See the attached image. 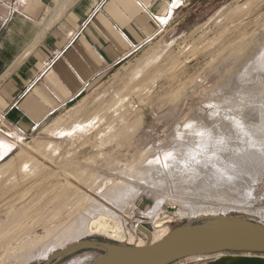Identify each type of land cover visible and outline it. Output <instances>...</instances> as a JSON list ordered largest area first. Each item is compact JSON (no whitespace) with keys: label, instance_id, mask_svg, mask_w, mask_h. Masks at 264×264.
I'll return each instance as SVG.
<instances>
[{"label":"rangeland","instance_id":"374dc122","mask_svg":"<svg viewBox=\"0 0 264 264\" xmlns=\"http://www.w3.org/2000/svg\"><path fill=\"white\" fill-rule=\"evenodd\" d=\"M75 1L53 0L52 21ZM263 43L264 0H189L157 37L40 131L23 138L0 128L17 146L0 162V263L43 264L55 250L82 240L121 243L87 231L97 213L91 203L122 226L133 208L161 209L176 218L173 228L216 215L264 224V72L252 66L258 54L244 64L246 58L236 64L229 55L241 45L260 53ZM9 158L13 165L5 167ZM142 158L157 166L150 178L124 172L142 166ZM113 181L131 184L135 193L113 203L104 195ZM220 189H229L230 197ZM79 215L85 216L80 237L28 260L34 240ZM102 252L84 248L55 264H87Z\"/></svg>","mask_w":264,"mask_h":264},{"label":"crops","instance_id":"0c3cea01","mask_svg":"<svg viewBox=\"0 0 264 264\" xmlns=\"http://www.w3.org/2000/svg\"><path fill=\"white\" fill-rule=\"evenodd\" d=\"M188 2L76 0L52 21L53 0H0V128L23 138L40 131ZM16 148L0 132V162Z\"/></svg>","mask_w":264,"mask_h":264},{"label":"water","instance_id":"95a60500","mask_svg":"<svg viewBox=\"0 0 264 264\" xmlns=\"http://www.w3.org/2000/svg\"><path fill=\"white\" fill-rule=\"evenodd\" d=\"M142 229L149 237L145 245L82 240L53 252L43 264H55L90 247H99L103 254L87 264H174L209 255L219 256L200 264H264V224L248 218L216 215L201 223L191 220L156 242H152L150 231Z\"/></svg>","mask_w":264,"mask_h":264},{"label":"bare ground","instance_id":"6f19581e","mask_svg":"<svg viewBox=\"0 0 264 264\" xmlns=\"http://www.w3.org/2000/svg\"><path fill=\"white\" fill-rule=\"evenodd\" d=\"M60 1H61V3H64L67 0H60ZM254 46L252 47V50L251 49L247 50V48H245L244 45H241L240 47L235 48L236 50H232L229 52V55H231L230 59L233 58L232 60H234V62L236 64H238L242 58H246L245 61L244 60L242 61V63L244 64L245 62H248L249 60H251L256 54H258V56H256L257 58L255 59V62H253V64H252V66H256V69L260 68L264 72V48L260 53H258L260 51L258 49L259 47H254ZM263 46H264V43H263ZM252 66H251V69H252ZM259 79H261V78H259ZM147 161H148V158L145 160H144V158H142V160L139 162V163H142V166H139V168H135V166H128L124 170V172L129 176H132L135 174L137 177L144 176L142 179H148L151 177L150 174L152 175L153 169L157 166L155 165L154 162H152L153 160L152 161L150 160L149 162H147ZM74 177L80 182H83V183L88 182L87 180H85L83 175L75 174ZM109 183L114 184V186L112 189L110 188L112 185L109 186L111 191L104 193V195L108 193V195H105V196L107 198H110L112 200V202L113 201L115 202V201L122 199L124 197L126 198L132 192H133V194L135 193V188H133V186L131 184H125L124 182H114V181L112 183L111 182H109ZM110 189H108V190H110ZM204 190L207 192L213 191V189H204ZM219 192L224 194L226 197H230V195H231V191H229V189L228 190L220 189ZM91 206H93V209H95V212H97V213L94 217H92L88 221V224H87V231L88 232L101 233V234L107 235L108 237L115 239L116 241H119V242L123 241L125 236H129L130 237L129 241H134V235L131 233L128 235V233L126 231H124L121 220L117 216L104 212L102 208H105V207H103L102 205H99V204L94 205L91 203ZM99 210H101V212H99ZM84 218H85L84 215H82V216L79 215L77 220H74L75 221L74 223L72 222V224L70 223L64 227H60L58 230L56 228L51 229V231L55 232L52 238H51V235L53 233H51V231H50V233L47 235V238H40L39 237L40 240H39L38 244L35 243L37 241V239L34 240V242L31 241L32 242L31 244L33 246V250H32L33 252L31 251L32 254L28 256L29 257L28 260L38 258V257H43V256L45 257L56 246H59V245L62 246L64 243L63 241L77 239L78 237H80L79 233H81L84 230ZM170 220H172L171 217H170ZM172 221H175V220H172ZM165 232H166L165 229L163 230V232H161V230H157L156 232H154L153 233V242L161 240L165 236V234H164ZM163 234H164V236H163ZM59 241H60V243H59ZM61 242H63V243H61ZM24 244H27V242ZM143 244L144 243H139L138 245L140 246ZM23 247H24V245H23ZM24 249H26V248H24ZM29 249H32V247ZM220 255H222V254H220ZM248 255H250V254H248ZM22 261H24V260H22ZM25 262L26 261H24V263ZM82 262H84V259ZM22 264H23V262H22Z\"/></svg>","mask_w":264,"mask_h":264},{"label":"built area","instance_id":"2783aa9c","mask_svg":"<svg viewBox=\"0 0 264 264\" xmlns=\"http://www.w3.org/2000/svg\"><path fill=\"white\" fill-rule=\"evenodd\" d=\"M176 218L171 216L170 214L163 213L161 209L152 208L149 211L142 212L139 211L137 208H133L128 211V214L125 217L123 228L124 231L131 233L134 235V241H129V236H125L124 240L121 243L126 242L129 245H138L139 243H144L143 245L147 244L149 237L148 234L142 229L145 228L152 234V242H153V233L157 230L165 229V236L171 231L172 224L175 223ZM163 234V236H164ZM164 236V237H165ZM181 262L177 261L174 264H179Z\"/></svg>","mask_w":264,"mask_h":264}]
</instances>
